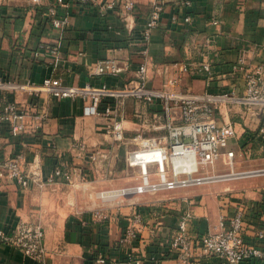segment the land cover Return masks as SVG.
Here are the masks:
<instances>
[{"label":"crops","instance_id":"obj_1","mask_svg":"<svg viewBox=\"0 0 264 264\" xmlns=\"http://www.w3.org/2000/svg\"><path fill=\"white\" fill-rule=\"evenodd\" d=\"M52 1L34 6L28 0H0V77L40 83L51 75L66 85L94 86H122L135 78L142 61V31L154 0H134V11L126 14L114 10L101 13L97 3L65 0L66 4L56 9L58 17L69 18L64 30L50 25L45 8ZM187 1V7L168 4L151 33L147 84L160 88L170 77H179V89L184 92L242 93V71L233 69L237 59L243 57L247 68L264 65V0ZM173 11L178 14L177 23L170 19ZM186 15L189 22L183 21ZM53 47H57L56 54L51 52ZM109 58L120 62L118 75H89V63ZM203 61L210 64V76L193 70L181 73L173 66L194 68ZM16 99L24 105L32 100L25 94ZM84 105L81 100L52 99L48 118L33 132L12 136L0 126V157L20 154L25 164L35 161L42 177L55 167L75 172L72 183L59 180L26 188L0 178V228L11 232L20 221L39 223L46 248L43 261H37L15 247L0 244V264H118L129 256L143 258V264H153L152 257L158 258L157 264H177L169 244L179 214L186 209L192 214L190 234L201 237L214 231L220 218L245 207L244 239L257 243L256 231L264 229V134L259 132V113L230 103L215 110L216 121L235 130L222 149V153L234 151L229 168L233 177H223L229 175L222 166L226 160L223 154L212 179L163 190L164 194L157 196L128 192L108 199L101 191L114 186L116 173L127 169L125 148L113 146L105 132L107 119L85 115ZM122 114L127 137L137 133L162 136V130L151 131L144 124L161 114L158 102L127 99ZM175 118L178 120L177 113ZM95 150L104 152L105 157L91 162L88 152ZM139 161L146 168V159ZM250 172L256 173L236 176ZM96 210L105 212V221L94 220ZM134 214L141 218L137 238L122 246L119 238ZM99 258L105 262L99 263ZM198 264L225 263L207 256L200 257ZM244 264H264V259Z\"/></svg>","mask_w":264,"mask_h":264},{"label":"built area","instance_id":"obj_2","mask_svg":"<svg viewBox=\"0 0 264 264\" xmlns=\"http://www.w3.org/2000/svg\"><path fill=\"white\" fill-rule=\"evenodd\" d=\"M34 6L43 4V0H28ZM76 4L97 3L101 13L114 10L126 14L135 9L134 0H71ZM65 0H53L47 4L45 12L50 25L55 30H64L69 24L67 16L58 17V5H65ZM187 7V0H154L145 26L142 31L144 46L140 51L142 61L138 65L135 78L122 86L101 84L99 86L85 83L83 85H66L55 76H47L40 83L29 80L19 82L0 77V126H5L12 136L25 132L37 131L49 116L52 99L81 100L85 103V115L102 116L107 119L105 132L109 135L113 146L125 148V162L129 167L139 170L138 184L129 189H122L121 194L137 192L155 193L187 187L212 179L211 176H193L202 169L214 168L222 155L230 168L233 166L234 151L222 153L231 138L235 136L234 127L230 124H219L215 119V110L220 104H239L259 113L262 117L259 132L264 134V65L247 68L243 57L237 59L233 69L242 71L244 90L240 94L230 92L210 93L208 91L195 94L179 89V77H170L160 87L147 84V64L149 59L148 43L151 33L159 23L160 15L166 6ZM172 8V7H170ZM171 21L178 22V14L171 13ZM191 20L189 15L184 22ZM216 24V21L212 22ZM51 52L56 54L57 47ZM181 73L191 70L210 76V64L203 61L191 68L187 64H173ZM89 75H118L121 64L117 59L109 58L89 63ZM18 94H25L32 100L27 104L19 102ZM127 99L144 103L158 102L161 114L154 115L151 122L144 121L151 131L162 130V136H144L137 133L132 137L125 135L123 124V107ZM178 114V120L175 114ZM29 119V121H27ZM178 121V122H177ZM79 148L86 150L83 144ZM105 157L99 150L89 151L88 158L96 162ZM146 159V168L140 164ZM74 170L55 167L46 177H42L35 161L24 163L20 154L7 158L0 157V178L16 182L26 188L30 185L45 186L57 181L72 183ZM214 178V176H213ZM131 189V190H130ZM245 207L239 206L233 215L220 218L216 229L201 237H193L189 232L192 218L190 210H183L178 217L176 229L171 237L170 250L177 264H198L200 257L215 256L225 264H244L250 259H264V229L256 231L257 243L249 244L244 239L246 231ZM96 222H103L107 215L103 210L93 213ZM140 215L134 214L131 222L119 238L122 246L132 244L138 235ZM44 230L39 223L20 221L11 232L0 228V244L12 246L24 255L37 261H43L46 255ZM153 264L158 258L152 257ZM104 263L103 258L97 260ZM141 257H127L118 264H143Z\"/></svg>","mask_w":264,"mask_h":264},{"label":"rangeland","instance_id":"obj_3","mask_svg":"<svg viewBox=\"0 0 264 264\" xmlns=\"http://www.w3.org/2000/svg\"><path fill=\"white\" fill-rule=\"evenodd\" d=\"M119 158H120V160H123L122 155H120ZM220 163H222V161L218 162L216 165L218 166V164H220ZM222 164H223L222 165L223 168H225V170H226L225 174H229L230 173L229 172L230 167L226 163H222ZM215 168H216V166L214 168L202 169L200 172L194 173L193 176H195V177L196 176H211L213 178L214 174L216 173V171H214ZM138 174H139L138 168L127 166L126 170L118 171L116 173V175L112 174V176L115 175L113 178L115 180V185L112 187H103L101 192L115 191V190H120V189H125V188L129 189L131 187H134L138 184V179H139ZM229 175H231V174H229ZM143 194L151 195V196H157V195L164 194V192H162V191H158L155 193L146 192Z\"/></svg>","mask_w":264,"mask_h":264},{"label":"bare ground","instance_id":"obj_4","mask_svg":"<svg viewBox=\"0 0 264 264\" xmlns=\"http://www.w3.org/2000/svg\"><path fill=\"white\" fill-rule=\"evenodd\" d=\"M235 174H231V175H225L223 177H232L234 176ZM131 190V189H130ZM121 194V191H110V192H103L101 193V196L103 198H108V199H114L116 197H118L119 195Z\"/></svg>","mask_w":264,"mask_h":264},{"label":"water","instance_id":"obj_5","mask_svg":"<svg viewBox=\"0 0 264 264\" xmlns=\"http://www.w3.org/2000/svg\"><path fill=\"white\" fill-rule=\"evenodd\" d=\"M252 173H256V172H250V173L237 174L236 176H244V175H247V174H252Z\"/></svg>","mask_w":264,"mask_h":264}]
</instances>
